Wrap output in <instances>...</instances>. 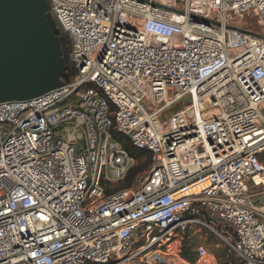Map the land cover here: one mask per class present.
<instances>
[{
  "label": "built area",
  "instance_id": "built-area-1",
  "mask_svg": "<svg viewBox=\"0 0 264 264\" xmlns=\"http://www.w3.org/2000/svg\"><path fill=\"white\" fill-rule=\"evenodd\" d=\"M47 1L75 75L0 103V264H264V0Z\"/></svg>",
  "mask_w": 264,
  "mask_h": 264
},
{
  "label": "water",
  "instance_id": "water-1",
  "mask_svg": "<svg viewBox=\"0 0 264 264\" xmlns=\"http://www.w3.org/2000/svg\"><path fill=\"white\" fill-rule=\"evenodd\" d=\"M59 35L47 0H0V103L41 96L66 80Z\"/></svg>",
  "mask_w": 264,
  "mask_h": 264
},
{
  "label": "trees",
  "instance_id": "trees-1",
  "mask_svg": "<svg viewBox=\"0 0 264 264\" xmlns=\"http://www.w3.org/2000/svg\"><path fill=\"white\" fill-rule=\"evenodd\" d=\"M56 28L59 30L60 32V41H61V52H62V57L64 59L65 62V72L64 74L67 76L65 81L71 80L74 75H75V70L73 68V66L71 65V62L69 60V53L71 50V41L69 39V37L67 36V34L61 29V27L56 23ZM64 80H62L63 82ZM112 139L118 143H120L123 147V149L133 158L137 159L139 162H141V159L144 156V153L138 151L137 149H135L130 141L117 133H114L112 135ZM260 159L264 160V153H262L260 155ZM146 167V164H141L137 166H135L134 168H132L126 178L124 179V181L121 183V187L122 188H126L129 187L135 176L141 172L144 168ZM181 256L190 262H193L195 260V250L193 249V246L189 243H187V238H185L183 245H182V251H181ZM216 258L218 260V264H242L241 260L236 258L234 254H232L228 248L223 249V251H221L220 253L216 254Z\"/></svg>",
  "mask_w": 264,
  "mask_h": 264
},
{
  "label": "rangeland",
  "instance_id": "rangeland-1",
  "mask_svg": "<svg viewBox=\"0 0 264 264\" xmlns=\"http://www.w3.org/2000/svg\"><path fill=\"white\" fill-rule=\"evenodd\" d=\"M242 23H243V28L252 31L253 33L264 35V28L257 25L255 23V20H253L252 18L249 17L244 18ZM189 103H190L189 97L182 99L176 106H174L170 111H168L164 116L161 117V121L166 120L176 110L184 108L185 106L189 105ZM143 163L147 164L145 161H141L139 162V165ZM118 187L121 188V183L118 185ZM187 243L191 244L194 250L197 246H203L206 249L207 253L214 256L216 260H217L216 254L220 253L225 248H228L229 251L232 254H234L236 258H238V256L233 252V250H231V248L227 245V243L223 240V238L217 236L216 234L210 232L205 228H202L200 230L190 231L187 235Z\"/></svg>",
  "mask_w": 264,
  "mask_h": 264
}]
</instances>
